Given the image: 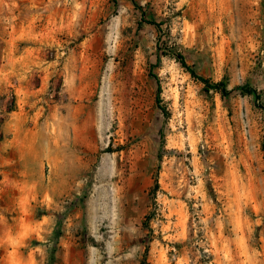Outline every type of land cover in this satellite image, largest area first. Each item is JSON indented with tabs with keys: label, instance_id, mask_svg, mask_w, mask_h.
<instances>
[{
	"label": "rangeland",
	"instance_id": "obj_1",
	"mask_svg": "<svg viewBox=\"0 0 264 264\" xmlns=\"http://www.w3.org/2000/svg\"><path fill=\"white\" fill-rule=\"evenodd\" d=\"M1 128L0 264H264V0H0Z\"/></svg>",
	"mask_w": 264,
	"mask_h": 264
},
{
	"label": "trees",
	"instance_id": "obj_2",
	"mask_svg": "<svg viewBox=\"0 0 264 264\" xmlns=\"http://www.w3.org/2000/svg\"><path fill=\"white\" fill-rule=\"evenodd\" d=\"M178 57H179V62L182 65V67L187 69V71L193 77H195L196 79H198L202 83H204L206 91L216 90V91L220 92L223 97H225L228 94V90H227V86H226L225 82L213 83V82H211L210 80H208L206 78H203L201 76H197L196 72L187 65V63L185 61V57L182 56V55H179ZM161 91H162V88L159 85L158 89H157V96H156V100H157L158 103L161 102Z\"/></svg>",
	"mask_w": 264,
	"mask_h": 264
},
{
	"label": "crops",
	"instance_id": "obj_3",
	"mask_svg": "<svg viewBox=\"0 0 264 264\" xmlns=\"http://www.w3.org/2000/svg\"><path fill=\"white\" fill-rule=\"evenodd\" d=\"M7 125L11 126L12 125V122L10 121L9 123H7ZM4 129H8V127L6 126V128L4 127ZM0 133L4 137V133L2 131V128H1ZM16 141H17V133L14 132V135H13L12 140H11V142L14 143V144H12V146H13L14 149H17ZM13 148H12V150H13ZM13 162H18V159L16 160V159H12L11 158L10 160H8V161L5 162V158H4V161H3L2 166L5 167L6 165H9L10 163H13Z\"/></svg>",
	"mask_w": 264,
	"mask_h": 264
}]
</instances>
